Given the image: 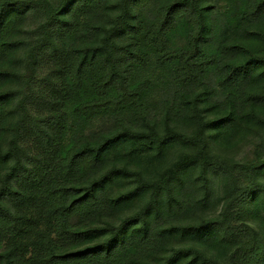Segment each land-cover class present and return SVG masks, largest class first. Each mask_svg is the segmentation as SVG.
Returning <instances> with one entry per match:
<instances>
[{
	"label": "rangeland",
	"instance_id": "1",
	"mask_svg": "<svg viewBox=\"0 0 264 264\" xmlns=\"http://www.w3.org/2000/svg\"><path fill=\"white\" fill-rule=\"evenodd\" d=\"M37 1H42L39 10L30 8L26 14L10 19L9 25L0 31V43L4 47L0 56V203L13 214L26 218L21 223L23 230L19 235L0 239V264H43L42 259L69 251H78V254L55 264H159L175 248H193L206 257L204 260L194 252L181 254L180 264H229L228 254L233 246L224 240L218 224L233 188L231 172L238 175L243 185L251 186V201L241 209L239 224L255 229L258 241L263 245L250 264H264V189L249 181L252 176L256 183L264 186V168L254 170L264 157L263 126L257 127L258 135L242 139L229 150H211L225 166L222 171L212 166L207 168L210 169L209 184L202 180L201 172L204 171L196 164L187 184L184 187L180 184L179 192L162 202L160 214L153 220L150 231L110 250L91 248L83 254L82 250L94 242L84 243L73 236L59 238L56 234L58 216L54 215L59 205H70L76 200L74 211L64 221L69 229H91L100 225L110 229L112 224L135 213L138 204L143 203L136 201L133 206L124 203L119 207L110 204V198L136 186L137 166L156 176L163 171L161 167L167 158L170 157L168 164H171L182 154L194 155L198 151L201 121L194 102L205 99L207 104L224 109L231 102L242 99L246 76L226 71L223 58L231 54L234 41L248 38L259 26L264 29V0H203L212 12L214 29L209 39L203 41L205 51L200 54L203 64L197 69L194 81L186 85L175 81L180 75L178 67L161 58L154 46L156 41H153L155 27L162 19L154 17V12L169 5L170 0H137L134 7L139 16L136 21L126 17L131 27L121 20L124 30L119 28L114 35L118 49L113 51L123 54L125 48L142 56L138 62L130 61L129 53L126 55L129 61L119 62L120 68L125 70L128 85L140 86L142 96L135 98L119 114L100 111L90 121L75 114L73 107L96 93L107 96L113 89H119L118 77L112 76L107 52L101 51L98 57L95 56L94 71H89L88 62L84 64L92 57L94 46L104 49L108 28L118 18L110 17L114 6L68 8L63 17L66 26L56 25L50 30L51 40L59 53L46 51L31 68L27 65L29 51L35 53V41L41 37L34 31L48 19L47 5L56 6L62 0ZM4 3L5 0H0V9ZM244 12V19L236 26L228 27L226 19L219 22L217 18L220 13L241 17ZM172 16L167 32H170L168 44L174 50L187 45V41L177 30V23L183 19L182 13L176 12ZM74 69H82L83 79L88 82L85 93L73 89L71 72ZM30 93L32 96L27 99ZM22 99H25L26 113L32 117L58 116V121L46 125L54 142L47 143L27 122L20 129L21 135L14 148V129L25 112L18 108ZM132 130L137 132V139H141L139 134L151 136L163 132L174 133L177 138L166 145L163 152L153 151L148 161L142 156L149 152L133 154L131 148L120 145L115 150L105 151L99 159L87 153L78 159L72 173L64 175L61 168L63 151L72 154L83 145H98L111 136H120L122 141ZM27 156L42 160L47 170L39 168ZM115 164L121 169L119 176L104 187L96 184L95 181ZM25 169H32L39 179L26 180ZM124 169L128 171L126 174ZM4 186L7 190H3ZM92 186L95 192L91 191ZM54 188L67 189L68 195H58L51 201L48 193ZM254 200L260 203L258 210ZM202 216L209 217L213 237L202 239L198 234L181 230L169 243L172 235L164 231L185 227ZM48 236L53 240L50 251L45 247Z\"/></svg>",
	"mask_w": 264,
	"mask_h": 264
},
{
	"label": "trees",
	"instance_id": "2",
	"mask_svg": "<svg viewBox=\"0 0 264 264\" xmlns=\"http://www.w3.org/2000/svg\"><path fill=\"white\" fill-rule=\"evenodd\" d=\"M137 0H62L56 6L47 5L49 13L48 19L44 24H41L34 32L41 35L36 41V49L31 53L29 51L30 60L27 65L34 68L38 59L44 55L46 51L58 54L51 40L50 30L56 25L66 26L65 17L68 8H80L97 6L103 4L105 7L114 6L112 9L113 14L110 17H118L108 31L107 38L103 41L104 49L94 46V53L92 57L86 59L85 63H89V71H94L93 62L95 56L102 52H107L111 68L113 70L112 76L118 77L119 89L112 91L109 95L96 93L91 99H86L84 102L77 103L73 107V112L83 119L90 121L94 119L100 111L110 112L112 114H119L127 106L133 103L135 98L141 97L143 90L137 85H128L125 76V70L120 68V61H129L126 57L130 53L127 49L123 48V54L114 52L118 49L113 39L119 28L122 27L121 20H124L127 27L132 24L128 21H136L139 16L135 10V2ZM42 1L37 0H5V3L0 9V31H3L8 25L9 20L14 17H19L27 13L30 8L40 9ZM181 9V10H180ZM176 12H181L183 19L177 23V30L182 37L187 41V45L171 50L168 44L170 32H167L169 18ZM244 14L239 17V14L233 17H228V13H220L218 21L227 20L228 27L236 26V24L244 19ZM122 17V18H119ZM128 17V18H126ZM154 17H162L161 22L157 24L155 37L156 41L154 46L157 47V52L161 58L178 67L180 73L175 78L179 85L191 84L196 76L197 69L203 64L200 54L205 51L203 49V41L209 39V34L213 32L214 26L212 21V12L205 6L203 0H170V4L163 7L162 10L154 12ZM258 31L249 34L248 38H242L234 41L231 45V54L225 55L226 61L223 58V65L226 71H230L237 76L243 74L246 76V85L243 89L242 99L238 102H231L226 108H221L218 105L207 104L205 99L194 102V108L199 110V120L201 121L200 131L198 134V151L192 155L189 153L182 154L179 159L171 164L169 158L163 164L161 169L163 171L158 175H150L140 166L136 167V186L133 189H127L119 193L118 197L110 198L111 206L119 207L121 204L130 203L131 206L136 201L143 203L137 206L136 212L128 214L124 221L112 224L108 229L104 226H96L91 229H76L71 230L67 227L66 216L74 211V203L70 205H59L54 211V215L58 216L57 219V236L63 238L65 236H73L81 239L84 243H93L82 250L86 254L89 249H97L99 247L110 250L111 248L123 244L131 239L139 237L143 232L148 233L151 225L159 216L161 211V204L165 200H170L172 194L179 192V186H185L188 178L191 176V169L196 164H200L202 170L201 178L206 184L210 183V169L212 166L216 170H221L225 166L217 156L212 154L211 150H229L235 143L240 142L247 137H255L258 135V126L264 127V29L262 26L257 27ZM219 31V28L217 27ZM95 44V41L93 42ZM4 47L0 43V56L3 54ZM31 53V54H30ZM219 52H217L218 54ZM130 61H140L142 56L137 53H130ZM221 56V54H218ZM81 68V67H80ZM21 78V77H20ZM113 78V77H112ZM111 80V78L109 79ZM71 82L73 89L78 93L83 92L88 88V82L83 79L82 69H74L71 72ZM40 83V82H38ZM55 87L60 88L57 83H53ZM32 93L26 96L27 99L31 98ZM25 99H22L18 108L25 111ZM59 118L56 115H48L42 118H35L26 113H23L21 120L17 123L14 129L13 146L17 147V141L20 138V129L29 122L35 133L42 137L47 143L55 141L46 129V125H50ZM130 134V135H129ZM127 136H123L122 141L120 136H111L106 138L100 144L96 145H83L72 152V154L63 153L64 165L61 167L64 175L68 176L72 173L73 168L79 158L84 157L87 153L94 154L96 159H99L105 151L115 150L120 146H125L132 149V153H145L149 154L142 156V159L148 161V156L153 151L163 152L166 145H170L177 136L174 133H153L151 136L146 134H139L141 139H137L138 134L135 131H130ZM146 139V141H145ZM121 143V144H120ZM28 160L36 164L42 170H47L44 162L36 157L27 156ZM140 158H137L139 161ZM264 168V157L256 165L254 170ZM121 169L116 164L104 175H101L96 184L105 186L109 181L119 176ZM124 174L128 171L123 170ZM24 178L28 181L38 180V176L32 169H25L23 171ZM254 173V172H253ZM233 180V188L231 194L227 197L226 202L221 212V221L218 226L223 230V238L233 246L228 254L229 264H250L256 258L258 253L263 249V245L258 241V236L251 226L239 224L241 209L245 205L250 204L252 189L250 185H243L238 175L231 172ZM255 175V173H254ZM252 184H256L259 188L264 189L262 184L256 183V179L252 176L249 179ZM94 185V184H93ZM102 188V187H101ZM7 190L4 186L3 190ZM94 186L91 187V191ZM92 192H95L93 190ZM58 195L67 196L68 190L63 188H54L49 191L48 197L54 201ZM260 200V199H256ZM253 201L256 210L259 209V201ZM198 221L188 223L185 227H173L168 232L172 235L169 243L174 241V238L180 231L186 233L198 234L202 239L213 237V230L210 228L209 217H199ZM26 220L24 216L13 214L5 205L0 203V239L8 236H16L22 232L21 223ZM264 224V219H263ZM179 228V230L175 229ZM52 238L47 237L45 247L48 251L52 249ZM173 252L168 255L159 264H180L181 254L188 255L194 252L198 257L204 258L203 253L193 248H175ZM78 251L66 252L64 254H52L42 259L43 264H55L57 262H64L70 256H76Z\"/></svg>",
	"mask_w": 264,
	"mask_h": 264
}]
</instances>
